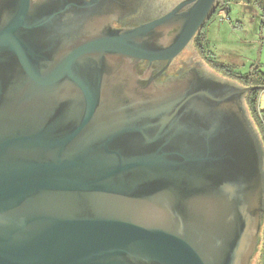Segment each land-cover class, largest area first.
Returning <instances> with one entry per match:
<instances>
[{
    "label": "water",
    "instance_id": "95a60500",
    "mask_svg": "<svg viewBox=\"0 0 264 264\" xmlns=\"http://www.w3.org/2000/svg\"><path fill=\"white\" fill-rule=\"evenodd\" d=\"M219 1L0 0V264H252L264 84L138 71Z\"/></svg>",
    "mask_w": 264,
    "mask_h": 264
},
{
    "label": "rangeland",
    "instance_id": "374dc122",
    "mask_svg": "<svg viewBox=\"0 0 264 264\" xmlns=\"http://www.w3.org/2000/svg\"><path fill=\"white\" fill-rule=\"evenodd\" d=\"M156 1L173 6L180 0ZM211 29L212 33L217 34L215 38L217 45L212 47L209 45ZM198 31H201L205 40L208 41L207 44L206 42L202 43L204 45L202 53L204 54L195 48L193 40L191 50H195L199 60L215 75L232 79L237 84L244 85L239 80L229 77L215 64L233 66L241 74L247 72L252 64H258L262 68L264 62V17L258 3L254 0L250 4L229 3L228 8L217 9L205 20ZM258 97V105L264 106V89L259 91ZM262 246L263 234H261L260 245L252 259V264L259 263Z\"/></svg>",
    "mask_w": 264,
    "mask_h": 264
},
{
    "label": "trees",
    "instance_id": "16d2710c",
    "mask_svg": "<svg viewBox=\"0 0 264 264\" xmlns=\"http://www.w3.org/2000/svg\"><path fill=\"white\" fill-rule=\"evenodd\" d=\"M243 2L244 4H250L253 0H220L217 6L215 7L216 10L219 8H228L229 3H240ZM255 1V0H254ZM220 2H222L220 4ZM261 9L262 16L264 17V1H256ZM215 10V11H216ZM214 13V12H213ZM205 23V22H204ZM202 31V30H201ZM201 31H198L194 38V43L197 47L201 48V52L203 51L204 45L202 43L205 42L204 35L201 34ZM207 46V45H206ZM218 68L224 70L229 77L233 79H237L240 82H242L244 85L248 84H264V69L258 64H252L251 68L245 72L244 74H241L238 72L233 66L223 65V64H215ZM260 90L254 89L247 91L244 102L247 109V112L249 114V117L251 118L254 127L256 131L258 132V135L262 141L263 147H264V106L258 105V93ZM261 234H263V246L260 253V259L258 264H264V223L262 226ZM262 243V242H261Z\"/></svg>",
    "mask_w": 264,
    "mask_h": 264
},
{
    "label": "flooded vegetation",
    "instance_id": "af4514ba",
    "mask_svg": "<svg viewBox=\"0 0 264 264\" xmlns=\"http://www.w3.org/2000/svg\"><path fill=\"white\" fill-rule=\"evenodd\" d=\"M215 10H216V8H215ZM196 34H195V36H196ZM195 36L192 39L193 44H194L195 48H197L199 50V52H201L200 51L201 49H199V47H197L196 44L194 43ZM201 54H204V53L201 52ZM195 56H196L195 50L187 49L186 52H184L180 56L175 57L168 64H166V61H164V60L155 61L149 65H148L147 61L140 62L138 65V71L141 73L146 72L152 76L159 74V76H157L155 78V80H162L167 76L177 74L181 69H187L188 67H190L192 65V63L194 62ZM158 72H160V73H158Z\"/></svg>",
    "mask_w": 264,
    "mask_h": 264
},
{
    "label": "crops",
    "instance_id": "0c3cea01",
    "mask_svg": "<svg viewBox=\"0 0 264 264\" xmlns=\"http://www.w3.org/2000/svg\"><path fill=\"white\" fill-rule=\"evenodd\" d=\"M257 0H255L254 2H256ZM258 1H260V0H258ZM264 1V0H263ZM239 3V2H238ZM240 3H243V2H240ZM239 3V4H240ZM244 4V3H243ZM211 32V33H210ZM210 32H209V45L212 47V46H214V45H217V41L215 40V38H216V35L217 34H215V33H212V29L210 30ZM205 42H206V44L208 43V41H206L205 40ZM216 43V44H215ZM220 69V68H219Z\"/></svg>",
    "mask_w": 264,
    "mask_h": 264
},
{
    "label": "built area",
    "instance_id": "2783aa9c",
    "mask_svg": "<svg viewBox=\"0 0 264 264\" xmlns=\"http://www.w3.org/2000/svg\"><path fill=\"white\" fill-rule=\"evenodd\" d=\"M262 66H263V68H264V62H263V64H262Z\"/></svg>",
    "mask_w": 264,
    "mask_h": 264
}]
</instances>
